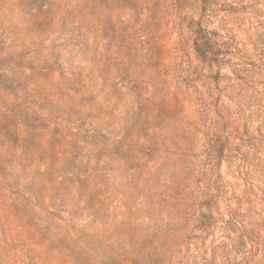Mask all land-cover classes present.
Returning a JSON list of instances; mask_svg holds the SVG:
<instances>
[{"label": "rangeland", "instance_id": "obj_1", "mask_svg": "<svg viewBox=\"0 0 264 264\" xmlns=\"http://www.w3.org/2000/svg\"><path fill=\"white\" fill-rule=\"evenodd\" d=\"M0 264H264V0H0Z\"/></svg>", "mask_w": 264, "mask_h": 264}]
</instances>
